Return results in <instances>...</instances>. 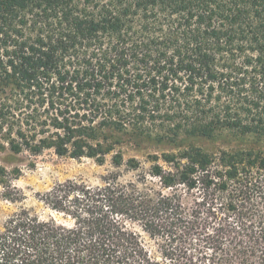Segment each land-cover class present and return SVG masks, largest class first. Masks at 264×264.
I'll use <instances>...</instances> for the list:
<instances>
[{
  "label": "trees",
  "instance_id": "16d2710c",
  "mask_svg": "<svg viewBox=\"0 0 264 264\" xmlns=\"http://www.w3.org/2000/svg\"><path fill=\"white\" fill-rule=\"evenodd\" d=\"M0 150L113 168L10 216L0 264H264V0H0Z\"/></svg>",
  "mask_w": 264,
  "mask_h": 264
},
{
  "label": "rangeland",
  "instance_id": "374dc122",
  "mask_svg": "<svg viewBox=\"0 0 264 264\" xmlns=\"http://www.w3.org/2000/svg\"><path fill=\"white\" fill-rule=\"evenodd\" d=\"M155 153L156 149H149ZM133 156V153L130 154ZM143 167L150 166L144 157H138ZM113 170L108 163L104 166L96 164L89 159L75 160L69 157H59L54 151H45L41 155H33L29 152L14 154L9 150H0V227L16 213L21 207L35 209L36 212L47 218L49 215L62 221V218L45 209L44 204L39 201V196L52 190L56 185L67 181L78 180L88 185H98L100 177L105 176ZM120 175L124 181H131L139 178V174L121 170ZM4 181L5 184H2ZM7 197L20 199L13 203ZM197 200L193 194L185 192L183 204L185 213L191 214L200 211L196 205ZM144 235L146 247L150 254L161 259V252L164 250V239H152ZM187 241L190 250L197 248L199 237L195 230H187Z\"/></svg>",
  "mask_w": 264,
  "mask_h": 264
}]
</instances>
